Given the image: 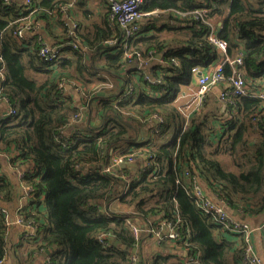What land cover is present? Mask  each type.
Wrapping results in <instances>:
<instances>
[{"label": "trees", "instance_id": "16d2710c", "mask_svg": "<svg viewBox=\"0 0 264 264\" xmlns=\"http://www.w3.org/2000/svg\"><path fill=\"white\" fill-rule=\"evenodd\" d=\"M66 1L30 0L27 5L24 0L9 3L0 0V98L7 99L15 109L14 114L0 119V154L14 147L16 155L11 165L16 170L26 169L18 180L30 190L26 193V203L17 212L22 223L34 222L36 233L31 238L38 239L41 247L53 249L46 264H245L241 236L235 234L237 241L218 240L216 231H229L203 213L177 179L187 171L203 179L211 193L229 209L242 216L263 213L261 99L239 96L230 101L219 100L229 114L212 107L188 120L177 101L180 93L193 85L194 67L209 66L221 58L208 42L206 21H211L213 16L220 18V25H214L218 36L228 43L227 54L234 58L243 52L240 68L243 76L261 79L264 0H144L142 12L173 8L185 12L203 6L208 12L204 19L182 23L183 34L173 37L170 43L149 34L148 26L142 27L136 37L127 40L126 50L122 31L106 15L104 26H98L94 34L80 35L78 30L87 51L80 45L66 46L55 63H48L39 57L37 45L32 49L25 47L22 43L25 37L18 39L14 33L28 11L40 9L51 15ZM151 28L159 30L156 26ZM111 39H116L115 44H106ZM127 50L137 51L145 58L161 53L164 63L155 64L150 70L162 82L148 84L132 66L143 88L125 96L127 85L132 82L125 76L128 69L123 67ZM30 72H40L43 79L28 76ZM224 74H231L227 64ZM61 79L80 82L84 107L74 106L70 97L63 95L58 86ZM91 83L102 90L92 95L85 88ZM103 92L105 96L99 95ZM93 100H98L101 107L99 122L94 124L86 117L82 123L84 112L91 108ZM88 110L91 114V109ZM73 115L81 116V121L69 125ZM154 115L162 118L156 125L155 140L141 142L138 136ZM253 116L258 118V129L244 155L246 164L241 162L234 171L228 170L218 156L226 152L232 155L244 132L255 130ZM216 126L221 127L222 138H227L223 144L217 141ZM171 128L173 137L157 143L159 136ZM123 154H133L135 158L145 155L142 169L136 173L127 169L105 172L111 158ZM1 164L0 199L9 201L17 187ZM150 199L155 200L149 203ZM115 200L128 206L133 204L134 215L99 212ZM7 212L0 207V262L5 254ZM128 218L139 224L141 233L149 236L144 229L157 218L178 219L181 237L175 243L184 248L186 256L181 262L173 261V249L166 247L167 241L163 240L159 243L163 247L159 253L150 256L141 251L132 253V248H138V238L127 227ZM261 230L264 250V228ZM100 232H108L109 237L98 239ZM114 240L119 243L114 245ZM131 255L136 258L131 260Z\"/></svg>", "mask_w": 264, "mask_h": 264}, {"label": "crops", "instance_id": "0c3cea01", "mask_svg": "<svg viewBox=\"0 0 264 264\" xmlns=\"http://www.w3.org/2000/svg\"><path fill=\"white\" fill-rule=\"evenodd\" d=\"M71 0H67L65 3L69 2ZM111 0H73V3L70 7L71 14L73 15V19L79 24L78 30L81 34H94L96 32V28L98 26H104L106 15H107V10H108V5ZM204 7V6H203ZM156 10V9H155ZM157 10H163L161 13H158L157 15H142L138 23L140 25V31L141 28H145L148 26V33H154L156 36H159L162 39H166L168 43L171 42L173 37H178L179 35L183 34L182 29L180 27L182 26V23H185L186 18L180 17L179 15L169 12H165L164 10L167 9H157ZM169 10V9H168ZM176 11H179L177 9H174ZM150 12V11H149ZM182 12V11H179ZM26 17L31 20L32 27L29 29V31L26 32L25 38L23 39L22 43L25 45V47H28L32 49L34 46H36V36H41L46 42L48 43H56L65 38L64 36V31L62 28V22L58 19V17H55L54 15H48L46 12L36 9L33 11L31 14L28 11L26 14ZM220 19L217 16H213L211 18V25L215 27V25H220ZM152 23V25H150ZM215 24V25H214ZM151 26H156L159 28L158 32L155 30H152ZM209 26V25H208ZM217 29V27H215ZM210 30V26H209ZM139 31V33H140ZM218 31V30H217ZM138 34V33H137ZM180 37V36H179ZM209 42V41H208ZM210 44V43H209ZM212 45V44H210ZM80 46L83 51H87L88 47L83 44L80 41ZM213 46V45H212ZM214 47V46H213ZM124 49V48H123ZM214 49L219 53V58L217 61L213 62L209 66L205 67H199L201 72L204 73L206 71L214 69L215 65L222 62L224 59V54L217 50L215 47ZM67 55V52L64 51V56ZM55 63V62H54ZM164 63L162 60V54L161 53H154L153 54V59L151 61V66L155 64H161ZM135 65H129L125 67V69H128L125 73V76L129 77V79L134 82L135 85V91L137 89L140 90V88H143V84L141 83L140 76L138 72H140L139 69L137 71H134L131 67ZM197 67V66H196ZM131 68V69H130ZM242 70V69H241ZM243 72V71H242ZM193 78H192V86L193 88H189L187 90H184L180 93L179 98H178V106L180 107V110L186 115V119L188 120L189 117L193 115H199L201 112H206L209 109L217 108V112L222 113L224 115L229 114L227 110H225V106L219 101V94L222 91V89L225 88L226 83L218 84L215 86H212L211 89L205 94L204 101L202 102V105L199 107L197 110H192L190 107H188V104L191 103V101L195 97V92L197 89V74L193 73ZM28 76L30 77H35L38 80H42L43 77L40 75V72H30L28 73ZM246 79L250 80L251 82H254L255 84L252 85L254 90H260L262 89V83L264 81V75L261 77V79L257 78H247ZM59 84H62L61 90L63 91V95L69 96L71 102L73 103L74 106L76 107H84L82 106L83 99L81 97V94L83 93V87L80 85V82L78 80H67V79H61L58 82ZM83 85V84H82ZM256 86V87H254ZM85 87V86H84ZM221 88V91L219 94L217 92L219 91V88ZM87 90H91L90 93L92 95L94 93H97L102 87L97 85H92L90 84L88 87H85ZM99 95L105 96L106 94L99 93ZM94 102L91 105V114L89 113V110L87 109V112H84V119L83 121H80L82 123L85 122V118L87 117L90 122H93L94 124H97L99 122V119L101 117V107L99 105L98 100H93ZM205 106V108H204ZM8 102L4 98H0V119L4 118L8 111ZM204 108V109H203ZM88 114V115H87ZM91 115V117H90ZM89 116V117H88ZM82 118V117H81ZM79 121V122H80ZM78 122V123H79ZM187 122V121H186ZM77 124V123H76ZM157 123L149 122L144 130V132H140L138 136V140L141 142H146L147 140H151L154 142L155 138V126ZM216 126V135L219 137L217 141L220 140V143L223 144L224 141L227 139L225 136L222 138L221 134V127ZM68 131V129H67ZM66 131V132H67ZM249 130H246L244 132L243 138L241 139V142H238L234 148L233 154H228L229 152H226L224 154H219L218 159L221 161L223 166L228 169L234 171L235 165L236 164H246V158L244 155L248 152L249 145L251 144V139L249 136L250 134L248 133ZM252 131V130H251ZM256 129L252 132L254 133L253 136H256L255 134ZM162 137H159L157 139V143L163 142V141H169L173 137V128L169 129L167 133H162ZM156 143V144H157ZM216 145V141L214 142ZM150 145H152L150 143ZM213 145L211 148H215L216 146ZM219 145V144H218ZM208 147V148H210ZM231 157V160L228 161L224 159L226 155ZM16 155V149L14 147H11L10 150L6 154H0V162L2 163V169L4 172H6L7 176L10 178V180L15 184L17 187L15 190V193L11 197V200H2L0 199V207H4L7 209V219H8V224L6 227L5 235H4V248H5V254L0 262V264H46L48 261L49 254L51 252V248L49 247H41V243L39 242L38 239H32L31 236L28 235V229L23 223H18L17 219L20 215H18L17 210L20 209V207L26 203V195L23 193L24 191V186L23 183L19 182V177L21 176L20 173L26 170L24 167L17 168L15 169V166L11 165L12 157H15ZM145 155L138 156L134 163H136V170H129L131 173L137 172V169H142V166L145 164ZM244 157V159L242 158ZM228 158V157H227ZM17 162V161H16ZM226 163V164H224ZM120 170V169H119ZM199 179H201L199 177ZM202 180V179H201ZM203 181V180H202ZM203 183V188L204 191L210 196L216 198L208 188L207 184L205 181ZM227 209H229L227 207ZM106 211H112V212H121V213H131L133 212L130 210V207L126 204H123L117 200L110 202L103 208L99 210V212H106ZM231 211H235L232 209H229V213L232 217H234L237 220H243L247 223H249L252 227H254L253 232H252V240H253V248L254 252L260 256V258L264 261V250L262 247V242H261V234L262 230L259 229V226L262 224V221L264 220V212L258 215H248V216H242L239 213L236 212L235 215L231 214ZM143 235V236H142ZM142 236V237H141ZM216 238L218 240H223L227 239L229 241H237L238 238L235 236V234H232L230 232H221V231H216L215 234ZM141 237V238H140ZM180 234L179 238L180 239ZM177 240V239H176ZM166 242V247L172 248L173 249V261H179L181 262L182 257L186 256V251L184 248L178 243H175V240ZM160 241L157 240L154 236H149V235H144V233H141L140 236L138 237V248H135V251H132V253H135L136 251L143 252L144 254L149 256L154 253H159L163 247L161 244H159Z\"/></svg>", "mask_w": 264, "mask_h": 264}, {"label": "built area", "instance_id": "2783aa9c", "mask_svg": "<svg viewBox=\"0 0 264 264\" xmlns=\"http://www.w3.org/2000/svg\"><path fill=\"white\" fill-rule=\"evenodd\" d=\"M5 3H9L11 0H2ZM144 0H111L108 5L107 16L109 21L112 24H115L122 31L124 43L123 48L126 50L127 40L136 37L137 33L140 30V25L138 23L139 18L142 15H157L163 10H152L150 12H142L141 6ZM30 0H24V4H29ZM73 0L62 3L59 7L52 11V15L58 17L62 22L63 27L65 28V38L56 43H48L41 36H36V45L38 46V55L39 57L48 63L56 62L61 56V50L66 46H71L77 48L80 45V39L78 35V23L73 19V15L69 10ZM35 10H30V14ZM171 14L175 13L180 17L186 19L200 20L204 19L205 14L208 12L207 8L199 7L194 8L189 11L179 12L173 9L164 10ZM59 14V15H58ZM22 24L16 29L15 36L18 39L25 37V34L32 27L31 20H29L26 15L22 18ZM210 26L208 41L212 44L217 50L221 51L224 54V59L222 62L215 65L214 69L201 72L199 67H194L192 72L197 74V89L195 92V97L188 104L192 110H198L204 101L205 94L211 89L212 86L226 83L225 88L222 89L218 98L220 101H230L239 96H255L261 99V108H264V81L262 83V89L253 90V82L246 79L243 76V72L240 69L242 66V54L239 52L236 57H230L227 54L228 43L225 39L221 38L217 34V29L206 21ZM116 39H111L106 42L108 45H114ZM153 56L148 58L143 57L137 51H125V65H135L137 69L142 73V78L148 84H158L162 82L160 76H154L150 70L151 61ZM224 64L229 65L231 74L225 76L224 74ZM62 84H59V88H62ZM135 83L131 82L127 85L125 96H130L135 92ZM7 101V99H6ZM8 102V101H7ZM9 105V103H8ZM15 113V109L8 107L6 115H12ZM81 119V116L73 115L69 121L71 123H78ZM257 117H252V123L254 128L257 130ZM162 118L160 116L154 115L149 121L150 123H160ZM156 130V126H155ZM62 145L65 147L66 142L64 139L61 141ZM145 158V157H144ZM136 160L133 154L130 155H115L111 158L110 164L105 168V172H112L115 170L114 167L120 163H132ZM122 170V169H121ZM23 175V172L20 173ZM177 183H180L182 187L187 191V193L193 199L195 205L206 214H209L212 220L222 226L223 229L228 230L232 234H239L245 244L244 253H243V263L245 264H264V261L254 252L252 232L254 227L249 223L243 220H237L230 215L227 211V207L224 203L217 198L210 197L205 191L202 185L199 182V177L191 175L189 172L184 171L181 176L177 179ZM29 187L24 186L25 195L29 191ZM18 223H22L21 219L18 217ZM126 225L131 231L133 237L137 239L141 233V228L139 224L132 220V218L126 219ZM23 224V223H22ZM25 226L28 229L29 236H35L36 227L33 221L25 223ZM264 228L263 223L259 226V229ZM147 233L154 236L159 241H173L179 238V224L178 219L170 220L167 218H157L151 225L144 229ZM108 232H100L97 236L98 239L108 238ZM131 260H134L136 257L134 255L130 256Z\"/></svg>", "mask_w": 264, "mask_h": 264}, {"label": "water", "instance_id": "95a60500", "mask_svg": "<svg viewBox=\"0 0 264 264\" xmlns=\"http://www.w3.org/2000/svg\"><path fill=\"white\" fill-rule=\"evenodd\" d=\"M212 88H213V87H212ZM221 88H222V87L219 88V91L217 92V94H219V92L221 91ZM136 165H137V164L134 163V162H132V163H125V162H124V163H120L119 165L115 166L114 169H115V170H119V169H125V168H127V169H130V170L135 171V170H136V169H135V168H136ZM202 180H203V179H202ZM202 180L199 179V182H200L201 185H203L202 182L204 181V180H203V181H202ZM202 187H203V186H202ZM227 211L229 212V209H227ZM231 214H232V215H235V214H236V211H231ZM118 243H119L118 240H114V241H113V244H114V245H117ZM122 248H125V247L122 246ZM125 249H126V248H125ZM132 251H135V248H133Z\"/></svg>", "mask_w": 264, "mask_h": 264}, {"label": "rangeland", "instance_id": "374dc122", "mask_svg": "<svg viewBox=\"0 0 264 264\" xmlns=\"http://www.w3.org/2000/svg\"><path fill=\"white\" fill-rule=\"evenodd\" d=\"M91 84L93 85L94 83H91ZM101 90H102V89H100L99 91H101ZM252 132H253V131H251V130L248 131V133L250 134V136H249L250 138L253 137V134H254V133H252ZM158 133H159V132H158ZM158 133H157V134H158ZM157 134H156V135H157ZM159 137H162V135L159 136ZM223 154H224V153H223ZM225 155H226V154H225ZM224 157H225L224 159H226V160H228V161L231 160V157H230L229 155H228V156L226 155V156H224ZM227 157H228V158H227ZM224 164H226V163H224ZM154 200H155V199H150V200H148V201H149V203H150V202L152 203V202H154ZM129 207H130V210H132V211H134V212L136 211V210H135L136 207H135L133 204L130 205ZM131 214L134 215L133 212H131ZM138 222H139V223H142V221H140V219L138 220ZM262 223H263V221H262Z\"/></svg>", "mask_w": 264, "mask_h": 264}]
</instances>
